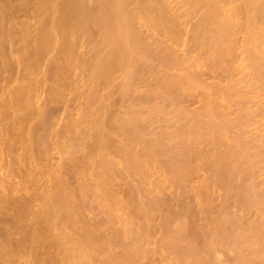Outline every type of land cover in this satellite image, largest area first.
Here are the masks:
<instances>
[{"label":"bare ground","instance_id":"obj_1","mask_svg":"<svg viewBox=\"0 0 264 264\" xmlns=\"http://www.w3.org/2000/svg\"><path fill=\"white\" fill-rule=\"evenodd\" d=\"M42 263L264 264V0H0V264Z\"/></svg>","mask_w":264,"mask_h":264},{"label":"rangeland","instance_id":"obj_2","mask_svg":"<svg viewBox=\"0 0 264 264\" xmlns=\"http://www.w3.org/2000/svg\"><path fill=\"white\" fill-rule=\"evenodd\" d=\"M79 100L82 101V98L79 99ZM79 100H76V101L73 100V101L76 102V104H78V103H80ZM73 101H71L72 104L74 103ZM77 102H78V103H77ZM196 103H197V102H195L194 105L192 104L193 106H192V105H191V106L194 107V106L196 105ZM70 104H71V103H70ZM72 104L70 105L71 109H73V108H74V109H75V108L79 109L80 106H81L80 104H78V107H77V106H75L76 104H75V105H74V104L72 105ZM198 104H199V103H197V105H198ZM79 105H80V106H79ZM197 105H196V106H197ZM73 106H74V107H73ZM191 106H190V107H191ZM77 109H76V110H77ZM77 111H78V110H77ZM75 116H76V115H75ZM53 151L56 152V153H55V152H54V153L52 152L53 155H54V157H55V154L57 155L58 153H57V150H56V149L53 150ZM64 154H65V153H64ZM66 154H67V153H66ZM58 155H59V154H58ZM58 155H57L55 158L53 157V159H52V163H56L57 161H60L59 159H60V156H61L62 154H60L59 157H58ZM63 156L66 157L67 155H66V156L63 155ZM61 158H62V157H61ZM54 159H55V160H54ZM57 159H58V160H57ZM61 160H62V159H61ZM53 161H54V162H53ZM55 161H56V162H55ZM203 177H204V176H203ZM40 179H41L42 181L40 180V183H39V184H41V186H42V185L44 184V182H45V181H44L45 179H44V177H43V178H40ZM199 179H203L202 176H200V178H199V177H196L193 181L196 182V181H198ZM73 180H74V179H73ZM73 180H72V181H73ZM43 181H44V182H43ZM73 184H75V183H73ZM148 185H149V184H148ZM148 185H146V188L149 187ZM147 186H148V187H147ZM150 187H151V185H150ZM150 187H149V188H150ZM169 189H170V188H169ZM167 192H168V191H167ZM169 192H170V191H169ZM169 192H168V193H169ZM171 194L173 195V193H171ZM171 194L169 195V197H172ZM166 196H168V194H167ZM92 203H93V202H92ZM92 203H90V204H92ZM94 205H95V204H94ZM94 205H91V206H94ZM97 210H98V209H97ZM97 210H95V207H94L93 213H94V211L96 212ZM239 212H240V211H239ZM101 213H102V212H101ZM101 213H100V214H97V216H100L99 218H101V217L104 218V215L101 214ZM237 214H239V213L237 212ZM90 215H91V214L89 213V215H87V216L90 217ZM120 217H121V215H120ZM123 217H124V218H123ZM127 218H128V217H126L125 214H124V215L122 214V217H121L122 220L120 219V221H118V220H119V219H118L116 222H114V223H112V225H110L111 227H109L108 224H107L108 227H107L106 225H105V227L103 226L104 229L102 228L101 233H102V231H103V234L106 233V232H107V234H109V233H111V234H113V233H114V234H120V231L123 229L122 226L125 225L123 222H124V221L127 222V221L129 220V219H127ZM126 220H127V221H126ZM33 221H34V220H33ZM31 222H32V221H31ZM116 223H117V224H116ZM120 223H121V224H120ZM35 224H36V223H35ZM113 227H114V228H113ZM105 228H106V229H105ZM117 228H118V229H117ZM119 228H120V229H119ZM112 229H114L115 231L112 230ZM104 230H105V231H104ZM106 230H107V231H106ZM54 231H55V230H54ZM56 231H57V229H56ZM59 231H60V230H59ZM62 232H63V230H62ZM56 233H58V232H56ZM160 234H161L160 232L156 233V235H158V236H157L158 238L160 237ZM156 239H157V238H155V240H156ZM155 240H154L152 243H150V244H151V245H150V248H154V247H155V245H156ZM46 246H48V248L50 247L49 245H46ZM46 248H47V247H46ZM48 248H47V250H48ZM51 248H52V247H50V249H51ZM118 249L121 250L122 247L117 248V251H118ZM44 250H46L45 247H44ZM44 250H43V251H44ZM52 250H53V248H52ZM52 250H51V251H52ZM120 250H119V251H120ZM49 251H50V250H49ZM42 264H43V263H42Z\"/></svg>","mask_w":264,"mask_h":264}]
</instances>
